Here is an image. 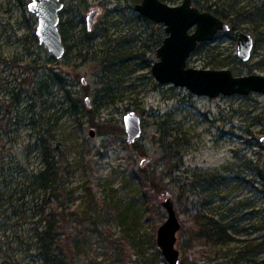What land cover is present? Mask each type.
I'll return each mask as SVG.
<instances>
[{
    "label": "rangeland",
    "instance_id": "rangeland-1",
    "mask_svg": "<svg viewBox=\"0 0 264 264\" xmlns=\"http://www.w3.org/2000/svg\"><path fill=\"white\" fill-rule=\"evenodd\" d=\"M62 1L65 7L60 23L70 19L75 27L68 31L71 49L56 60L33 38L37 18L28 10L31 0H0V160L3 154L7 181L21 187L26 171L40 169L42 143L38 139L47 140L66 186L74 191L70 211L82 212L80 220L74 217L66 226L79 245L75 264H169L157 244V231L167 219L162 202L168 195L181 223L176 242L181 264H262L264 231L255 232L253 226H264V94L211 98L172 83L160 84L152 66L160 60L157 49L167 36L163 24L142 16L132 0ZM225 1L235 4V10L264 8V0L220 3ZM165 2L177 6L183 0ZM92 10L99 14L91 37H85L86 19ZM262 25L255 30L249 20L239 24V29L255 40L249 62L239 60L234 34L220 32L191 53L187 67L228 68L236 77L264 76ZM65 63L72 65L68 68ZM53 66L71 72L66 88L83 99L81 113L64 112L63 91L58 86L51 95L45 93L44 105L35 98V81ZM24 77L27 82L21 85ZM22 88L25 91L15 96L20 106L11 107L13 120L9 124L8 116H3L12 93ZM34 103L30 111L28 106ZM84 111H91L95 119ZM129 112H135L142 124L141 137L132 144L124 129ZM33 115L44 121L32 124ZM168 134L172 137H165V144L176 136L183 142L176 148V159L165 157L160 142ZM207 150L217 159L205 157ZM177 162L179 168L171 167ZM198 176H216L222 182L220 194L209 198L206 207L192 186ZM152 182L160 186L159 193ZM90 192L99 205L90 203ZM240 205L243 209L236 216L247 214L249 208L259 213L234 223L238 231L235 241L188 247L197 214L204 209H238ZM52 207H56L54 202ZM11 211L0 212V264H43L28 249L32 224L16 216L9 218Z\"/></svg>",
    "mask_w": 264,
    "mask_h": 264
},
{
    "label": "trees",
    "instance_id": "trees-1",
    "mask_svg": "<svg viewBox=\"0 0 264 264\" xmlns=\"http://www.w3.org/2000/svg\"><path fill=\"white\" fill-rule=\"evenodd\" d=\"M132 1L136 5L142 0ZM220 1L222 0H216L215 3H210V0H193V4L201 11H209L228 22L231 26V33H234L235 30L239 29V24L244 20H249L255 30H259V28L263 26L264 8H259L255 10V12L247 11L245 10V7L235 10V4H230L231 1H225L222 3H220ZM233 2L235 3V1ZM250 17H253V19H249ZM32 19L34 20L35 17L32 16ZM67 25L69 27H67ZM74 27L75 26L70 19L60 23V32L66 46L65 55H67V52L71 49L70 44L67 42L69 37L68 31ZM92 31H89L87 28L85 37H91ZM33 38L36 43H39L36 33H33ZM79 57H83V54H79ZM84 58V62H86L87 56ZM71 65V63H65V66L68 68H70ZM35 70L37 71L38 69L36 68ZM59 72V69L53 66L50 68V73L47 75L44 74L45 77H41L40 80L37 79L38 82L35 81L33 91L38 95L35 96V98L37 97L36 99L38 101L40 100L44 105L45 101L42 99L45 97V93L47 92V94L51 95L53 87L58 86L59 91H63L62 96L64 102H62V105L63 107L65 105L66 108L64 112L74 110L76 111L75 114L81 113L82 111H80V109L83 110L85 108L83 99L80 96L78 97L74 95L70 89L66 88L68 84L66 77L71 76V72ZM27 79V77H24L21 80V85H24L27 82ZM37 90L39 92H37ZM23 91H25L24 88L19 90L16 94L14 92L12 93L13 96L9 101L10 105L7 106L8 110L3 116H8L7 121L9 124H12L13 120L11 107L13 106L18 109L20 106V100L15 98V96H20ZM95 103L98 104V101ZM35 106L36 103L31 104V106H28V109L32 111ZM84 112L86 115H90L92 120L95 119V115L91 111ZM18 118L19 116L17 115V119ZM42 118L43 117L41 116V118L37 120L35 115H33L31 116L30 121L32 124H36L44 121ZM19 122L20 121H16V124ZM170 135L172 134L166 136L163 135L160 142L162 143L165 157L169 159L171 155L172 159H176L178 156L176 148L183 145V142H181L182 140L176 136L172 138L171 142L165 144V137H172ZM38 140L42 143L40 150L42 166L38 170L26 171L25 181L21 182V187L17 184L13 186L7 181L9 175L5 173L7 167L3 161L2 154L0 160V176H3L4 180L0 181V212L5 215L8 210L12 209L10 214H8L9 218L16 216L23 219L24 222L32 224L31 230L28 231L30 233L28 249L34 251L37 258H39L43 264H75L73 259L76 256L75 251L76 249H79V245L73 241L71 235L66 231V226L74 217H77L76 219L80 220L82 212L70 211L69 204L73 203L74 191L68 189L66 186V183L63 180V170L58 164L59 161L55 160L53 150H50L51 145L42 137ZM171 151H175V153H172ZM19 165L20 164L18 163L17 166ZM171 167L175 169L179 168L178 162ZM9 169H12V167ZM256 171L258 175H261L262 171L260 169L257 168ZM2 183H5V185H2ZM221 183L222 182L216 176H210L209 178L198 176L197 179L192 182L194 190L199 191V194L204 198L202 204L204 207L211 203L209 198L216 197L220 194ZM159 185L161 184L159 183ZM152 188L157 193L161 191L160 186L154 182H152ZM89 201L92 205L100 204L92 192H90ZM18 202H21V204H18ZM52 202L56 204L55 208L52 207ZM5 205H7V207H5ZM92 205H90V207ZM23 207L25 208L23 209ZM242 209L241 205L238 209H230L223 212L218 210L207 211L204 209V212L197 214L193 220L192 233H194L189 240L188 247L192 249L196 244L203 247H214L219 244H229L235 241V235L238 234V231L235 230L234 223L238 221L239 218L250 220L256 213H259L256 209L253 210L249 208L247 214L236 216L235 214H237V212L239 213V210L241 211ZM253 229L255 232L264 231V226L255 225L253 226ZM250 249L255 250V248Z\"/></svg>",
    "mask_w": 264,
    "mask_h": 264
},
{
    "label": "water",
    "instance_id": "water-1",
    "mask_svg": "<svg viewBox=\"0 0 264 264\" xmlns=\"http://www.w3.org/2000/svg\"><path fill=\"white\" fill-rule=\"evenodd\" d=\"M65 4L62 0H31L28 10L37 18L36 36L39 45L45 47L56 60L66 54V46L60 32V14ZM135 10L155 23L165 26L166 38L157 49L160 59L152 66V73L160 84H174L186 87L197 95L211 98L220 95H248L251 92L264 94V76L251 74L236 77L228 69H198L187 67V59L197 47L215 39L219 32H231L230 25L209 11H201L193 0H183L180 5L171 6L161 0H142ZM97 10L89 12L86 22L93 30L98 15ZM238 41L237 56L242 62L252 59L255 47L254 37L241 29L234 31ZM124 129L129 144L136 142L142 134V124L135 112L124 117ZM91 132V136H94ZM264 146V136L261 138ZM167 211L166 221L157 231V244L169 264H181V252L176 248L177 234L181 223L173 199L168 195L162 202ZM264 264V259L262 260Z\"/></svg>",
    "mask_w": 264,
    "mask_h": 264
},
{
    "label": "bare ground",
    "instance_id": "bare-ground-1",
    "mask_svg": "<svg viewBox=\"0 0 264 264\" xmlns=\"http://www.w3.org/2000/svg\"><path fill=\"white\" fill-rule=\"evenodd\" d=\"M205 157H208V158H210V159H212V160H216L217 159V157L215 156V155H213V153L210 151V150H207L206 152H205V155H204Z\"/></svg>",
    "mask_w": 264,
    "mask_h": 264
},
{
    "label": "flooded vegetation",
    "instance_id": "flooded-vegetation-1",
    "mask_svg": "<svg viewBox=\"0 0 264 264\" xmlns=\"http://www.w3.org/2000/svg\"><path fill=\"white\" fill-rule=\"evenodd\" d=\"M211 1H212V0H210V3H212ZM215 1H216V0H214V3H215ZM224 21H225V20H224ZM225 22H226V21H225ZM227 23H228V22H227ZM228 24H229V23H228ZM229 25H230V24H229ZM230 27H231V26H230ZM219 33H220V32H219Z\"/></svg>",
    "mask_w": 264,
    "mask_h": 264
}]
</instances>
